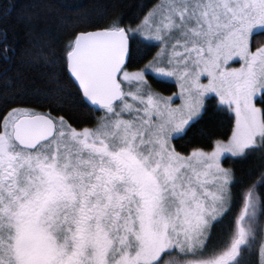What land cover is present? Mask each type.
<instances>
[{
    "label": "snow or ice",
    "instance_id": "1",
    "mask_svg": "<svg viewBox=\"0 0 264 264\" xmlns=\"http://www.w3.org/2000/svg\"><path fill=\"white\" fill-rule=\"evenodd\" d=\"M116 7L0 30V264H264V0ZM212 100L227 132L178 150Z\"/></svg>",
    "mask_w": 264,
    "mask_h": 264
},
{
    "label": "trees",
    "instance_id": "2",
    "mask_svg": "<svg viewBox=\"0 0 264 264\" xmlns=\"http://www.w3.org/2000/svg\"><path fill=\"white\" fill-rule=\"evenodd\" d=\"M152 2L153 0H0V10L11 9L10 16L6 19H0V30L7 28L10 38L15 39L18 44H23L27 37L19 18L31 14L36 29L50 34L55 46L59 49L67 35L76 29L81 14L86 13L94 18L98 10L107 9L111 11L113 5H116V11L126 14L125 22L127 23L129 22L128 14L135 11L133 6L143 4L150 7ZM44 3H51L54 7L50 10L35 7L36 4ZM258 39H264V37H258ZM5 67L0 63V94L10 91L6 87L5 80L14 75L16 71L14 66L8 65L5 72ZM156 86L166 95L176 91L174 85L158 84ZM215 105V100L210 101L207 112L198 123L189 129L187 136L182 140L174 141L178 150L185 151L190 147V141L206 144L209 140L216 139L222 132H227L229 127L227 120L222 114L217 113ZM68 111L74 116L83 114L81 111H74L71 106H69ZM250 163L251 161L228 160L225 162V166L234 167L239 172L247 170Z\"/></svg>",
    "mask_w": 264,
    "mask_h": 264
}]
</instances>
